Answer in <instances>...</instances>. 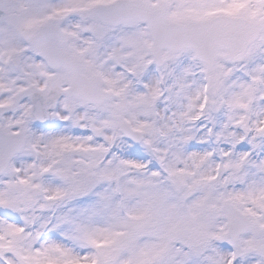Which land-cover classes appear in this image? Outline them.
Listing matches in <instances>:
<instances>
[{"label":"snow or ice","instance_id":"obj_1","mask_svg":"<svg viewBox=\"0 0 264 264\" xmlns=\"http://www.w3.org/2000/svg\"><path fill=\"white\" fill-rule=\"evenodd\" d=\"M0 264H264V0H0Z\"/></svg>","mask_w":264,"mask_h":264}]
</instances>
